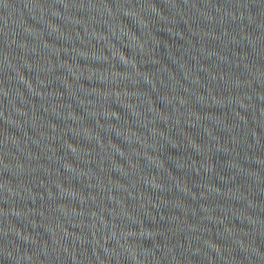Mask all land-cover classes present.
I'll return each instance as SVG.
<instances>
[{
	"label": "water",
	"instance_id": "water-1",
	"mask_svg": "<svg viewBox=\"0 0 264 264\" xmlns=\"http://www.w3.org/2000/svg\"><path fill=\"white\" fill-rule=\"evenodd\" d=\"M264 6V0H250Z\"/></svg>",
	"mask_w": 264,
	"mask_h": 264
}]
</instances>
